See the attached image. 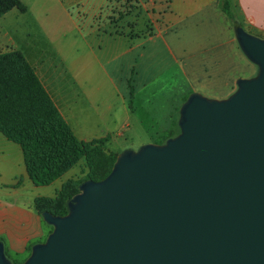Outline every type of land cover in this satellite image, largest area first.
Returning <instances> with one entry per match:
<instances>
[{"label": "water", "instance_id": "95a60500", "mask_svg": "<svg viewBox=\"0 0 264 264\" xmlns=\"http://www.w3.org/2000/svg\"><path fill=\"white\" fill-rule=\"evenodd\" d=\"M257 74L227 98L191 93L179 133L86 180L20 264H264V40L234 28ZM0 264H13L0 241Z\"/></svg>", "mask_w": 264, "mask_h": 264}, {"label": "crops", "instance_id": "0c3cea01", "mask_svg": "<svg viewBox=\"0 0 264 264\" xmlns=\"http://www.w3.org/2000/svg\"><path fill=\"white\" fill-rule=\"evenodd\" d=\"M51 1L37 0L23 13L14 8L0 16V53L21 52L79 141L110 142L135 131L150 135L139 115L142 104L156 107L163 95L173 92L186 100L196 86L217 93L212 98L225 99L235 91L234 80L240 76L236 66L253 69L223 18L220 0H169L153 33L134 37L91 26L106 0ZM230 5L242 29L264 40V0H230ZM25 15L39 37L27 35L30 39L21 43L14 34L26 23L21 19ZM155 54L168 65L147 77L144 64ZM56 181L34 185L20 146L0 133V241L10 261L23 262L31 246L48 235L38 200L57 197L58 186L49 190Z\"/></svg>", "mask_w": 264, "mask_h": 264}, {"label": "trees", "instance_id": "16d2710c", "mask_svg": "<svg viewBox=\"0 0 264 264\" xmlns=\"http://www.w3.org/2000/svg\"><path fill=\"white\" fill-rule=\"evenodd\" d=\"M219 7L233 28L240 26L231 12L230 0H220ZM14 8L21 13L26 10L20 0H0V16ZM0 133L20 146L26 173L36 186L50 185L80 159L85 160L89 171L81 182L99 181L111 171L117 157L114 152L104 154L98 151L95 145L105 143L106 139L83 142L74 136L17 50L0 53ZM101 159L107 171L97 176L100 171L97 163ZM81 182L72 195L62 197L60 206L46 207L44 204L53 200H38L39 214L47 211L53 215H65L67 202L79 192Z\"/></svg>", "mask_w": 264, "mask_h": 264}, {"label": "rangeland", "instance_id": "374dc122", "mask_svg": "<svg viewBox=\"0 0 264 264\" xmlns=\"http://www.w3.org/2000/svg\"><path fill=\"white\" fill-rule=\"evenodd\" d=\"M21 1L26 7H34L37 0ZM106 1V8L99 16H94V20H92L91 26L98 29L99 31L134 37L139 34L151 35L153 33L155 23L160 20V13L166 10L167 1L169 0ZM52 2L53 0L51 1V3ZM223 18L226 20V24L228 23L229 26L232 27L230 28V31L234 33V28L230 20L225 15ZM21 19L22 21H26V23H22L19 27H16L17 31L14 34V37L21 43H26L28 41L29 36L27 35H30L33 40H36L39 37L36 25L34 23H30L28 15H25ZM5 23L8 28H13L12 23ZM161 57L162 56H156L155 54L154 56H150V58H148V61L146 62V64H144L143 68L144 72H146L147 77L160 72L163 67L168 65V60H164ZM199 63L206 64V61H199ZM249 63L251 64V62ZM251 66H253V69L250 70H248L247 68L243 69V67L240 65L236 66V71L240 73V76L235 78V84L238 79H249L256 75L257 66ZM192 93H198L207 99H215L212 98V95L217 94L212 91L201 89L199 88V86H196V91ZM227 95L228 94L224 93V96ZM184 100L185 98H180L175 92H173L167 95H163V97L160 98V100L156 103V107L158 108V110H156V107H153V103L149 104V102H147V104L149 105L148 109L145 108L148 107V105L144 106V104H142L141 110L138 109L141 112L139 115L144 122L148 123L147 127L150 131L148 132L150 135L144 134L141 131H135V133L130 137H114L113 141L111 140L110 142H105L103 144L95 146L99 148L98 151L100 153L102 151L104 154H109L111 151H113L118 152V155L124 150L137 151L142 145L147 143L163 144L167 139L176 136L178 133L177 120L179 118V108ZM138 106L135 105V107ZM145 112H147L146 115ZM159 113L162 115V117L154 118ZM154 132H158V135L153 134ZM97 165V167L100 169L99 173L96 174L97 176H100L107 171V166L103 159L99 160ZM88 172L89 171L85 160H78L71 168H69V170H67L60 178H58L60 181H56L57 183L50 187L51 189L49 190H52L55 186H58V188H60V190L58 191L59 197L57 195V197L53 199L52 202L46 203L44 205H46V207H53L54 204L59 206L62 205V197H64V195H72L77 190V184L81 182L85 176H87ZM51 230L52 227H50V231Z\"/></svg>", "mask_w": 264, "mask_h": 264}]
</instances>
